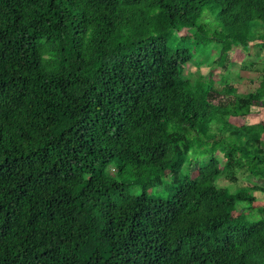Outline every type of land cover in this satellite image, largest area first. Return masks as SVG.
<instances>
[{
  "label": "trees",
  "instance_id": "trees-1",
  "mask_svg": "<svg viewBox=\"0 0 264 264\" xmlns=\"http://www.w3.org/2000/svg\"><path fill=\"white\" fill-rule=\"evenodd\" d=\"M253 23L260 57L264 0H0V264H264V125L222 117L264 66L216 102L198 73Z\"/></svg>",
  "mask_w": 264,
  "mask_h": 264
},
{
  "label": "rangeland",
  "instance_id": "rangeland-1",
  "mask_svg": "<svg viewBox=\"0 0 264 264\" xmlns=\"http://www.w3.org/2000/svg\"><path fill=\"white\" fill-rule=\"evenodd\" d=\"M214 16L210 13H206L203 18V22L208 23L213 20ZM194 33L193 28H183L179 33L172 36L173 40L184 36L191 35ZM262 33V27L257 24H252V29L250 31L251 43L248 51H243L239 47L231 48L227 54V59L225 60L223 66L212 65H201L198 67V73L205 79H210L213 81L214 87L219 90L216 93L215 102L219 100H224L229 97H234V95H245L253 92L259 86V70L264 66V48L260 51V57H255L253 55V46L260 41H257V36ZM173 74L170 72H164V77L166 79L173 78ZM230 84L232 90H227L224 84ZM264 100V98H261ZM223 119L231 125L243 126L252 124H262L264 125V106L263 104H257L252 107V111L246 116H236L232 113L223 114ZM216 156L222 158L221 152H216ZM204 156L200 155L197 157V161L192 163L190 169H196L199 162L204 160ZM223 183L229 184L230 191L239 188L243 185H250L254 183H261V179L255 178L246 167L237 168L234 177L227 175L226 173L222 175ZM166 183V182H165ZM167 184V183H166ZM162 187H154L152 190L158 193L162 192ZM259 202L264 203V195L259 197Z\"/></svg>",
  "mask_w": 264,
  "mask_h": 264
}]
</instances>
